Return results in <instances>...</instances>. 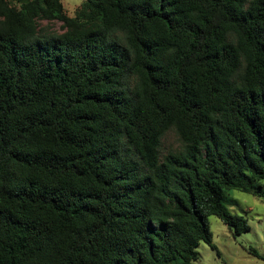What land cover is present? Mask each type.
<instances>
[{
	"label": "trees",
	"instance_id": "1",
	"mask_svg": "<svg viewBox=\"0 0 264 264\" xmlns=\"http://www.w3.org/2000/svg\"><path fill=\"white\" fill-rule=\"evenodd\" d=\"M236 189L264 199V0H0V264H194L209 215L249 229Z\"/></svg>",
	"mask_w": 264,
	"mask_h": 264
},
{
	"label": "rangeland",
	"instance_id": "2",
	"mask_svg": "<svg viewBox=\"0 0 264 264\" xmlns=\"http://www.w3.org/2000/svg\"><path fill=\"white\" fill-rule=\"evenodd\" d=\"M82 0H61L65 12L72 16ZM49 29L60 31V22H43ZM180 146L174 130H168L160 142L161 156ZM225 202L232 214L246 218L249 229L239 234L218 216H208L212 240L216 248L200 240L198 257L194 264H264V199L262 196L241 190H233ZM254 251L260 255H256Z\"/></svg>",
	"mask_w": 264,
	"mask_h": 264
}]
</instances>
